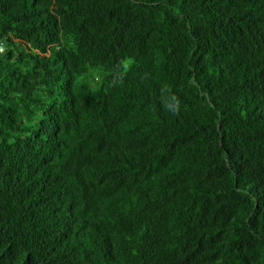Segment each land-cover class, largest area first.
<instances>
[{"label":"trees","instance_id":"obj_1","mask_svg":"<svg viewBox=\"0 0 264 264\" xmlns=\"http://www.w3.org/2000/svg\"><path fill=\"white\" fill-rule=\"evenodd\" d=\"M0 264H264V0H0Z\"/></svg>","mask_w":264,"mask_h":264},{"label":"built area","instance_id":"obj_2","mask_svg":"<svg viewBox=\"0 0 264 264\" xmlns=\"http://www.w3.org/2000/svg\"><path fill=\"white\" fill-rule=\"evenodd\" d=\"M0 50H2V43H0Z\"/></svg>","mask_w":264,"mask_h":264}]
</instances>
